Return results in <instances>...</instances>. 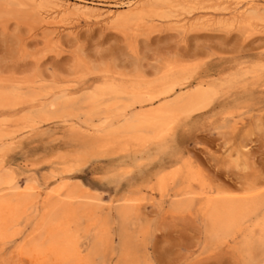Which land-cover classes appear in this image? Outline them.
<instances>
[{
	"label": "rangeland",
	"instance_id": "374dc122",
	"mask_svg": "<svg viewBox=\"0 0 264 264\" xmlns=\"http://www.w3.org/2000/svg\"><path fill=\"white\" fill-rule=\"evenodd\" d=\"M48 1L52 7H44L48 12L29 5L0 17V92L16 90L23 101L12 108L0 107L4 127H0V160L14 170L20 185L29 177L35 181L38 204L50 196L55 184L67 186L76 180L96 192L97 213L111 218L113 244L120 226L116 209L133 197L131 218L146 226L133 239L140 264H244V253L236 248L242 236L222 244L208 239L203 211L218 196H264V23L223 28L209 21L190 28L187 23L198 16L193 14L185 20L183 16L148 19L119 29L110 17L127 0ZM179 20L185 22L184 28L178 27ZM172 63L185 68L178 73ZM164 66L186 81L171 96L209 86L213 94L208 104L189 114H175L171 128L160 137L142 131L138 141L131 139L121 149L99 148L97 130L109 111L103 102L93 111L80 100L106 82L154 81L165 72ZM122 97L111 108L130 103ZM38 111L47 114L41 117ZM18 112L33 114L34 119L21 120ZM173 171L165 188L159 189L157 178ZM180 201L184 207H173ZM26 222L18 227L17 236L9 231L0 238V264L27 263L17 251L32 232L31 220ZM255 243V264H264V254ZM115 257L111 255L106 264H114Z\"/></svg>",
	"mask_w": 264,
	"mask_h": 264
},
{
	"label": "bare ground",
	"instance_id": "6f19581e",
	"mask_svg": "<svg viewBox=\"0 0 264 264\" xmlns=\"http://www.w3.org/2000/svg\"><path fill=\"white\" fill-rule=\"evenodd\" d=\"M2 2H4V4ZM2 2H1L2 4L0 3L1 4L0 17H3L10 13L12 14L13 12H18L21 9L26 10L24 8L27 6L29 7V5H32L33 9L34 7L39 10L44 9V7L48 6V3L50 1L48 0H5L4 1L3 0ZM120 4L121 7L120 8L118 7L119 9L116 8L117 10H115L112 13V17H110L111 18L110 23L114 27L119 29L127 25L130 26L137 24L141 25V23H143L144 21L147 23L148 19L152 21V19H166V18L169 19V18H177L179 16H183V20H185L188 19L189 16L193 14H196L198 16L192 18L193 22H190V24L187 23V25H189L187 27L196 28L195 26L198 25L197 28H199L200 25H202L203 23L205 25H208L206 23H208L209 21H212L211 22L212 26L214 24L218 27H223V28H230L233 25L249 27L254 25L255 23H264V0H127L124 2L121 1L119 5ZM48 7L49 9L52 8L50 6ZM76 7H79V5L78 6L76 5ZM62 9L61 11L64 10ZM47 10L45 11L44 9L42 11L48 12ZM81 12L82 11H80L79 13ZM39 15L35 14L33 16L39 17ZM49 16L47 17L49 18ZM42 17L40 18L42 19ZM200 18L202 19L201 21H199ZM32 21L33 20H31V22ZM179 21H177L178 24ZM199 22L202 24H199ZM183 23L185 22L183 21ZM183 23L179 25L177 24L178 27L184 28ZM210 26L211 25H209V27ZM123 34H125V32H123ZM49 46L51 45L49 44ZM176 64H177L176 66L174 64L172 65V67H174V70L178 69V73L180 70L185 68L178 63ZM170 67L167 66L168 69L165 68L167 71L163 69V71L165 72L157 79L155 78L156 80L154 79V81L152 80L151 82L150 81L139 82L138 81L139 78L133 76V78L135 77L138 82L136 80L135 81L133 80V82H131L128 85L123 83L113 84L112 82L103 83L101 85H98L92 91H90V93L87 94L84 99L80 100V102L88 103L90 109L93 111H95L99 107L100 103L103 102L107 106V111H109L108 115L105 113L107 117L104 119L105 120L104 123H101L102 125L100 127L97 126L99 128L97 132L100 135V139L98 140V144H97L99 148L106 149L108 147L115 145H119V147L126 146L127 142L130 141L131 139L134 141H138L140 139V134L142 133V131L145 133H152L160 137L162 136L164 131L168 127H170L172 120L174 119V117H176L174 116L175 114L177 113L189 114L203 108L204 106H206V104H208V100H210L209 98H212L209 96L213 94L211 92L212 87L209 86L201 85L200 87L194 90L192 89V91L188 92L185 95H181L177 97L171 96L177 91L178 88H180L183 84H185L186 81L183 80L184 78L182 77L178 78L177 75L174 74L175 73L174 71H173L174 73L170 74L172 71L170 70ZM30 78L33 79V77L31 76ZM24 79L26 80L25 76ZM28 88L29 86L27 87V89ZM32 89L35 90L36 88H32ZM49 91L50 90H48V92ZM124 96L128 99V101L127 100L124 101L130 103L128 104L125 103L120 108L118 107L111 108V106H114L116 101L121 99V97L124 98ZM34 99H38V98H34ZM156 100H160V101L154 104ZM22 102L23 101H21V96L17 94L16 90L0 92L1 108H6V109L8 107L12 108L13 106H16L17 104H21ZM123 103L124 102H122V104ZM40 107L38 106V108ZM32 109L34 110V107ZM46 109H49L48 106ZM104 109H106V107ZM67 110L68 109H66V113L69 112V110L71 111V109H69L68 111ZM29 111H31V109H29ZM19 113L20 112H18V114ZM21 113L24 114L23 110L21 111ZM45 113L46 112L43 111L40 112L39 115L43 117L46 116L44 115ZM4 116L7 117L6 115ZM21 116H23L21 120H30L31 122L34 119V115L30 113L28 115L26 114L25 116L21 114ZM55 119H57V116ZM42 120L39 119V122H41ZM77 126L78 124L76 125V127ZM34 127H35V123H34ZM85 130L88 129L86 128ZM10 135H12V133H10L9 136ZM0 138L3 137L0 136ZM90 144L92 146L95 144V142H91ZM3 145L4 144L1 143L2 147ZM118 151L119 150H115V152ZM63 159L64 158H62V160ZM3 162L2 160H0V238L1 237L3 238V236L5 238V234L9 231H11L12 235L16 234L17 236V233L20 231V230L17 231L18 227L21 224H25L24 222L31 220L32 227L30 228H32L31 230L32 232L29 231L30 234L28 235V237L24 236L21 244L17 248L19 255L28 264H106V261L110 259L111 255L116 256L114 264H140L139 261L140 255L136 253V252H140V250L138 251L135 250V248L137 249L138 246L137 247L135 246L133 242L136 239L134 241L133 239L136 235L143 234L146 230L145 228L146 226L139 219L131 218L133 212V201L135 200L133 197L126 198L121 203V205H119L116 209V214L118 216L117 219L120 222L119 223L120 226L119 228L117 225H115L117 227L114 226L115 228H118V232L116 234L117 236H115L118 237V240L116 238L118 242L115 241L116 247H114L113 245L115 244L112 243L113 234L109 226L111 223V218L108 214L105 215L103 213H97L96 207L99 198L96 192H93L91 189H89L88 187L84 186L82 183L76 180L72 184L67 186L64 184H55L54 188L50 192L51 193L50 196L47 198L45 197L46 200L44 199L43 202L41 201V203L38 204V201L36 199L37 196L34 191L35 181L29 177V179L25 181L23 186L20 185L21 183L19 184L14 170L10 167H6L3 164ZM66 168H67V172L71 171V169H69L68 171V167ZM174 172L175 171L171 173L165 172L157 178L156 181L159 186V189L165 188V182L167 181V178L174 176ZM188 193H191V191L186 192V194ZM182 194L183 193H181V195ZM123 198H125L124 195ZM182 203L183 202L180 201L177 204H174L173 207L175 208L182 206L184 207L185 205ZM173 207L171 209H173ZM188 207L189 206H187V209ZM203 212L205 217V218L203 217L205 221L204 227L209 237L208 239L217 242V244L218 242L220 243L221 241L222 244L223 241L225 242L227 240L234 241L238 237V235H241L242 236L240 237L241 240L240 241L237 240L239 241L237 247L234 245L235 241L233 242V246L239 249L237 251L239 252L241 251L242 253H244L243 256H245V258L243 259L244 261L243 263L255 264L258 262L256 261L257 256H254L255 252L253 254L254 251L253 249L255 247L253 246V244L254 242H256L255 244L258 245L259 250H261L260 253L262 252L261 254L260 253L259 254L260 255L264 254V196L247 195L245 197L243 196L236 198L218 196L214 200H210L205 205V209ZM128 227H130V229L132 228L133 230L128 229ZM255 228H257V233L255 232L256 231ZM253 229H255V231ZM144 241L145 240H143L142 242ZM231 249H233V247ZM237 251L236 253L239 254V252ZM243 256L241 258H243ZM146 259H148L147 256Z\"/></svg>",
	"mask_w": 264,
	"mask_h": 264
}]
</instances>
